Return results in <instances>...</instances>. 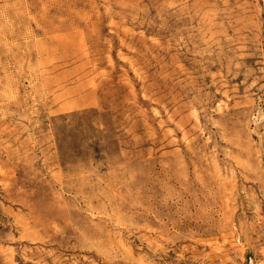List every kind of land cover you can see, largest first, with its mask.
Wrapping results in <instances>:
<instances>
[{
  "label": "rangeland",
  "instance_id": "1",
  "mask_svg": "<svg viewBox=\"0 0 264 264\" xmlns=\"http://www.w3.org/2000/svg\"><path fill=\"white\" fill-rule=\"evenodd\" d=\"M0 264H264V0H0Z\"/></svg>",
  "mask_w": 264,
  "mask_h": 264
}]
</instances>
